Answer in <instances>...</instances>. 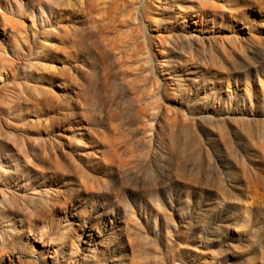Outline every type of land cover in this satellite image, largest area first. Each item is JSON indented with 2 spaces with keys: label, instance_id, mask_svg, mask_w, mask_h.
I'll use <instances>...</instances> for the list:
<instances>
[{
  "label": "rangeland",
  "instance_id": "374dc122",
  "mask_svg": "<svg viewBox=\"0 0 264 264\" xmlns=\"http://www.w3.org/2000/svg\"><path fill=\"white\" fill-rule=\"evenodd\" d=\"M0 264H264V0H0Z\"/></svg>",
  "mask_w": 264,
  "mask_h": 264
}]
</instances>
